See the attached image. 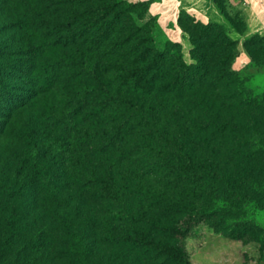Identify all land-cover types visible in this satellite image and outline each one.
Listing matches in <instances>:
<instances>
[{
    "label": "trees",
    "instance_id": "16d2710c",
    "mask_svg": "<svg viewBox=\"0 0 264 264\" xmlns=\"http://www.w3.org/2000/svg\"><path fill=\"white\" fill-rule=\"evenodd\" d=\"M136 5L0 0V264H187L199 222L264 244V91L219 24L178 12L186 61Z\"/></svg>",
    "mask_w": 264,
    "mask_h": 264
},
{
    "label": "rangeland",
    "instance_id": "374dc122",
    "mask_svg": "<svg viewBox=\"0 0 264 264\" xmlns=\"http://www.w3.org/2000/svg\"><path fill=\"white\" fill-rule=\"evenodd\" d=\"M140 2L133 8L132 19L138 26L147 24L157 47L165 40L179 43L183 57L188 61L190 46L176 24L180 10L203 24L215 22L235 41V56L230 67L247 78L252 95L264 91V0H125ZM13 36L12 33L9 37ZM14 81H19L17 77ZM37 93L16 111L15 125L24 124L46 108L55 107L57 92ZM206 93L205 98H213ZM25 95V94H24ZM223 95L214 98L220 100ZM238 98V97H237ZM201 159L208 161L207 155ZM186 253L187 264H264V244L240 239L234 240L214 232L206 223L194 225L178 241Z\"/></svg>",
    "mask_w": 264,
    "mask_h": 264
}]
</instances>
